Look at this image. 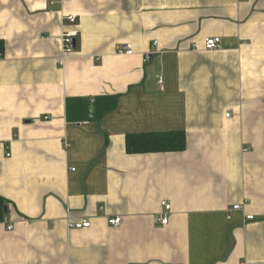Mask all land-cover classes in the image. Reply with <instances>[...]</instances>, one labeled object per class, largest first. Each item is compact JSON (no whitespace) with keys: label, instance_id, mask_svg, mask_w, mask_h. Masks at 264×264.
<instances>
[{"label":"crops","instance_id":"crops-1","mask_svg":"<svg viewBox=\"0 0 264 264\" xmlns=\"http://www.w3.org/2000/svg\"><path fill=\"white\" fill-rule=\"evenodd\" d=\"M0 40V264H264V0H0Z\"/></svg>","mask_w":264,"mask_h":264},{"label":"trees","instance_id":"trees-1","mask_svg":"<svg viewBox=\"0 0 264 264\" xmlns=\"http://www.w3.org/2000/svg\"><path fill=\"white\" fill-rule=\"evenodd\" d=\"M5 45L0 40V56L4 53ZM97 100L92 104L91 101L83 102L84 114L91 120L93 108ZM95 114V113H94ZM186 148V134L184 132H172L164 134H150L130 136L127 141V151L130 154L135 153H157V152H181ZM6 201L0 196V222L5 216Z\"/></svg>","mask_w":264,"mask_h":264},{"label":"built area","instance_id":"built-area-1","mask_svg":"<svg viewBox=\"0 0 264 264\" xmlns=\"http://www.w3.org/2000/svg\"><path fill=\"white\" fill-rule=\"evenodd\" d=\"M68 20L74 24L76 23V17L71 16L68 18ZM76 37H77V32L76 31H71L68 32L66 34L63 35L62 37V44H63V55L64 58H67L68 56L72 55L75 52V48H76ZM221 45V39L220 38H206L204 41V46L203 48L196 46L195 50H206V51H210V50H214V49H218L220 48ZM119 53L121 55H132L134 54V51L131 47H125L123 49H121L119 51ZM148 61V58L146 59ZM159 83L162 84L163 80L162 78H160ZM230 114L227 115V117H229ZM163 206L165 207L166 211L169 212L171 210V205L164 202ZM242 210V206L241 205H235L232 209V211H240ZM229 219L232 218L231 213L229 212ZM248 220H254V216H248L247 217ZM110 225L113 227H118L122 224V219L121 218H114V219H110L109 221ZM168 223V218L164 215L162 217V224H167ZM91 222L88 220H83L79 223H76L73 225L74 228L76 229H88L91 227ZM10 229H13L12 226L9 227Z\"/></svg>","mask_w":264,"mask_h":264},{"label":"water","instance_id":"water-1","mask_svg":"<svg viewBox=\"0 0 264 264\" xmlns=\"http://www.w3.org/2000/svg\"><path fill=\"white\" fill-rule=\"evenodd\" d=\"M7 211H8V208H7V207H5V212L7 213Z\"/></svg>","mask_w":264,"mask_h":264}]
</instances>
